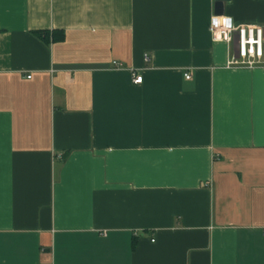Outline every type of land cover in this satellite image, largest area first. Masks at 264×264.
I'll return each instance as SVG.
<instances>
[{"label":"crops","instance_id":"obj_1","mask_svg":"<svg viewBox=\"0 0 264 264\" xmlns=\"http://www.w3.org/2000/svg\"><path fill=\"white\" fill-rule=\"evenodd\" d=\"M212 16L0 0V264H264V68ZM222 16L264 30V0Z\"/></svg>","mask_w":264,"mask_h":264},{"label":"built area","instance_id":"obj_2","mask_svg":"<svg viewBox=\"0 0 264 264\" xmlns=\"http://www.w3.org/2000/svg\"><path fill=\"white\" fill-rule=\"evenodd\" d=\"M208 31L213 41L234 45L229 52L227 67L253 68L262 65L264 68V30L259 24H234L230 18L222 15L212 16ZM147 60V57H145ZM190 73H184L185 79H190ZM141 75H134L133 83H140Z\"/></svg>","mask_w":264,"mask_h":264},{"label":"water","instance_id":"obj_3","mask_svg":"<svg viewBox=\"0 0 264 264\" xmlns=\"http://www.w3.org/2000/svg\"><path fill=\"white\" fill-rule=\"evenodd\" d=\"M228 0H214V14L222 15L223 14V4Z\"/></svg>","mask_w":264,"mask_h":264},{"label":"trees","instance_id":"obj_4","mask_svg":"<svg viewBox=\"0 0 264 264\" xmlns=\"http://www.w3.org/2000/svg\"><path fill=\"white\" fill-rule=\"evenodd\" d=\"M41 33L43 34V32H37L35 33L38 37H40L41 39H45V37H47V34H44V37L41 35ZM47 40V39H45Z\"/></svg>","mask_w":264,"mask_h":264}]
</instances>
